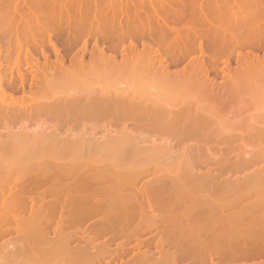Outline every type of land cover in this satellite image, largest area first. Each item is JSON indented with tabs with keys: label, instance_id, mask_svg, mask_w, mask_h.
<instances>
[{
	"label": "rangeland",
	"instance_id": "obj_1",
	"mask_svg": "<svg viewBox=\"0 0 264 264\" xmlns=\"http://www.w3.org/2000/svg\"><path fill=\"white\" fill-rule=\"evenodd\" d=\"M102 1L109 5L126 2L137 3L132 0ZM77 3L78 0H9V4L14 8L19 21L16 24L12 19L7 21L6 33L3 34L0 31V134L6 137L7 141L13 142L16 135L22 132L23 136L20 140H26L29 135L36 133L43 124H49L51 128L54 125L63 124L60 131L71 129L76 135H81L80 133L83 132L82 136L86 134V136L89 135V138L94 137L98 140L109 138L110 135L112 137L114 135L120 136V132L124 131L122 121L104 118L71 123V121L65 122L62 118L61 120L59 118V121L57 117L56 120L51 119L49 118L50 115L38 113L32 108L35 104L46 102L48 99L59 100L60 98L64 99V96L67 99V95L73 97L77 96L79 92V94L95 93L94 90H96V94L108 92L109 94L117 95L119 93L120 95L123 93L126 96L133 94L142 99H149L151 97L148 94L151 95L158 84L165 82L169 84L170 88L160 89L153 97L155 101L175 110H186L191 116L208 120L209 125L203 132L204 136L199 138L182 136L177 140L179 141L178 144L175 143L173 137L171 139L168 136L165 137V140L164 137L161 139L163 141L169 140L168 142L173 140L169 144L170 146L168 144H166L167 146H149L147 141H144L145 143L140 142L139 146H127L133 148L130 150L138 151L132 153L125 160L115 161L113 164L121 170L127 169L137 172L140 170L142 175L132 178L137 183L133 184L135 188L130 187L131 193L135 195L133 190L134 192L136 190L141 191L142 188L143 192L147 184L151 185L156 182L176 179L184 183L185 181L190 182L185 176L192 175L194 177L192 180L198 179L197 181L204 182L205 189L204 191L199 189L191 196H207L233 204L231 208L224 210V215L231 216L232 219H236L234 216L237 214L246 213L245 207L255 197H262V202H264V0H143L142 4L146 7V13L152 17L150 27H146L144 30L138 29L132 34L114 33L112 40L107 42L106 40L103 41L99 34L91 31L92 27L88 24L74 27V17L70 15L69 7ZM10 13H12L11 10ZM17 24L19 27L15 26ZM152 27H163L164 30L153 31ZM213 29H218L219 34L215 35L214 32H211ZM98 56L110 59L111 62H120L122 59L127 62H137L145 69L144 72L131 77H125L123 72H116L115 69L113 70L115 72H109L108 69L103 68L108 72L102 73V67L90 64L92 60L96 64ZM17 58L20 64L15 62ZM27 60L30 62L32 60V64L28 63ZM14 62L20 66L21 70H28L30 66L32 69L38 67L37 69H40L42 73L37 75H42V77L36 82H31L29 75L27 76L28 80H25L28 84L25 82L24 87L20 86L17 80L10 79L8 68L15 66ZM87 66L89 70L94 68L93 71L86 69ZM55 68H67L68 71L64 72L66 74L64 75V73H57L58 70ZM40 70H37L38 73ZM15 78L17 79L16 75ZM9 106H13L15 110L8 109ZM186 114L184 113V115ZM126 126H128L127 131L134 132L128 123ZM50 127L45 132L53 129ZM144 134L148 135L149 133L143 132L142 136ZM151 136L153 135L150 134L148 137L150 140ZM157 140L159 141L160 138ZM109 141H107L108 146L104 143L101 146L76 147H81L83 151L94 154V150L99 147H116L114 142L110 141L109 143ZM111 142L114 143L113 146ZM32 147L56 150L68 148V146H9L5 150L0 148V170L8 169L11 171L10 175H4L1 178L6 186L7 184L13 186L14 182L21 181L18 183L32 187L35 181H40L41 177L34 180L33 176L34 181H30L32 176L30 179L27 176L28 180L27 177L18 176L17 172H13L14 169L21 171L30 167L35 169L37 163L33 157L37 156H30L22 160L16 159L18 154H22L26 149ZM39 159L38 157V162L42 163ZM99 160L102 161V158ZM250 161L251 163H249ZM224 162H227L226 167L223 166ZM176 174L179 177L175 176ZM70 178L66 176L63 180V177H58L54 182L48 180L42 183V186L41 183H39L40 186L34 184V187H38L39 190H35L33 187L34 191L26 194V197L23 195V202L20 200L15 203L18 207L16 208L15 205L14 207L17 210L20 209V212L17 213L13 208L16 215L14 213L12 216L9 213L8 217L13 219L16 216L14 219L19 218L18 220L22 218L21 221L24 220L25 225L27 221L29 226L26 228L29 227L30 230L36 224L34 220L41 219L36 222L37 225L41 224L40 227L42 228L39 226L37 228L38 230L43 229L41 230L42 234L37 232L47 238L44 240L40 236L42 240L38 239L40 237L36 236L37 232L34 228L32 231L35 235L31 232L28 233L29 230L27 229L28 232L26 233L29 236L26 238L27 235H23L25 238H22V241L18 239V229L16 232L13 231L17 224L20 225L19 222L17 224L12 223V225L0 223L2 224L0 225V263L5 264L2 262L4 260L7 264H21L22 262V264L26 262L28 264L29 257L25 261V256L24 258L22 255L14 254L15 256L10 255L9 257L8 252H12L16 247H20L19 251L18 248L14 250L16 253L17 251L22 252V247L27 249L26 246L28 245L29 248H32L31 244L36 246L38 243L47 240L55 244L58 243L56 240V230L58 231V229L55 230V227H58L57 220H60L58 215H62L67 208V211L69 210L70 207H67L62 212V205L64 204V207L66 204L68 205V198L71 195L65 193L57 196L50 192V189L68 185L71 183V181L69 182ZM52 179L50 178V180ZM42 180L44 178H41ZM59 180L60 182H58ZM210 183L213 185L212 190L216 192L207 189ZM44 191L50 192V194L47 192L43 195L40 194ZM128 194H130L129 191ZM132 194L130 196H134ZM143 195L145 196V192ZM160 196L174 197L175 192L164 191ZM4 198L0 197V202ZM24 201L26 202V209L23 208ZM57 202L61 203L62 213L60 214H57V209L60 210V208L57 207L56 212L53 210L55 208H49L54 207ZM36 204L42 206L39 207L41 209L39 212H43L42 216L45 220L43 221L44 218L40 215L39 218H33L34 223L30 225L28 222L31 221L32 213L36 208L35 216L38 215V207L35 208ZM52 204L54 205L52 206ZM132 205L136 207L137 211L140 209L146 213L148 220L155 215L158 216L156 219L158 229H151V231L149 229L151 222L144 220L142 226H145L147 232H143L145 233L143 234L139 231V226H136L137 228L133 226V224L138 225L142 221L139 216H136L132 226L130 225V229L134 231L137 229L139 232L136 230L138 233L136 232L134 235H138L133 236L132 241L122 237L114 240L110 234L100 236V238L97 236V239L93 237V239L92 232L95 233L96 224L104 215L99 213L83 222L81 221L82 223H77L78 225L74 223L75 225L72 224V226L67 227L64 224L61 227L64 229H61L63 231L60 230V232L64 233L63 235H68L65 233L78 235L73 236L74 239L69 236V238L72 237V241L69 240L72 243L68 242L67 244L71 245V247L68 245L71 250L77 246H83L82 241H85L84 244L87 243V237L90 238L88 241H91V245H88L92 246L89 247L91 254L98 251L97 249L103 245H107V247L110 245V250L108 249L110 255H103L99 261L100 264H122L129 261L133 263L132 260L137 255L136 253L141 251L151 254L152 259L155 258V260L164 256L165 253H176V247L172 244L164 242L162 249L158 245L160 238L164 239V226L161 219H164L165 214L163 215L164 212L158 210L157 203L146 202L138 198ZM1 211L0 215L2 216ZM67 211L63 216H67ZM132 211L131 208L126 210V212ZM176 211L175 213H178L179 210ZM191 212H185L184 216H191L188 214ZM183 214L180 219L184 220L185 223L187 219L182 217ZM66 219L65 221L68 223L69 221ZM245 219L247 220V218ZM13 224H15L14 227ZM22 225L19 226L21 231ZM23 232L25 233L24 229ZM44 232L47 236L46 234L43 235ZM77 237L83 238L79 241L80 238L77 239ZM51 238L56 241L53 242L50 240ZM86 238L87 240H85ZM73 240L75 241L73 242ZM138 240L141 241L138 243L142 245L141 247L136 245ZM49 242L47 241L45 244L47 245ZM120 244L121 247L122 245L125 246L121 248L118 246ZM135 245L140 249H138L139 251L136 250ZM120 251L127 253H123V255ZM189 259L181 258L179 264H192V258ZM21 260L23 261L21 262ZM263 260L264 257L251 260L239 258L234 264H256L260 261L263 263ZM30 264L32 263L30 262Z\"/></svg>",
	"mask_w": 264,
	"mask_h": 264
},
{
	"label": "bare ground",
	"instance_id": "obj_2",
	"mask_svg": "<svg viewBox=\"0 0 264 264\" xmlns=\"http://www.w3.org/2000/svg\"><path fill=\"white\" fill-rule=\"evenodd\" d=\"M132 1L137 3L126 2L123 4H116L118 5L116 6L104 4L102 0H78L77 4L69 7V12L70 15L74 17L75 28L88 24L92 27L91 31H94L95 34H99L100 38L103 39V41L106 40L107 42L112 40V35L114 33L132 34L135 31H138V29L144 30L146 27H150L152 17L150 14L146 13V7L144 6V4H142L143 0ZM10 10L12 11V13H10ZM11 19L13 22H15V24L19 21L16 17L14 8L9 4V0H0V31H2L3 34L6 33L7 21H11ZM19 24L15 26L19 27ZM152 30L159 31L164 30V28L152 27ZM211 32H214L215 35L219 34L218 29H213L211 30ZM29 60H27L28 63L30 62ZM97 60L98 61L96 62V64L94 60H92L90 64L102 67V73L106 71L104 69H108L109 72L115 69L116 72H123V75L125 77H131L144 72L145 69L144 66H142L141 64L132 61L127 62L125 59H122L120 62H111L110 59L98 56ZM15 62L17 64H20V62H18V58L15 60ZM15 62V66L8 68L9 75L10 79L17 80L20 86L24 87L25 82H27L25 80H28L27 76L29 75L31 76V82H36L42 77V75L39 76L42 71L40 69H37L38 67H36V69H32L30 66V72H28L29 69L21 70L19 68L20 66H18ZM90 64L89 66L92 67ZM86 69H88V66ZM93 69L90 68L91 71H93ZM37 70H40V72L38 73ZM55 70H58L57 73L61 74L68 71L67 68H55ZM33 73L34 75H31ZM15 75L17 76V79L15 78ZM64 75L66 74L64 73ZM169 88V84L165 82L158 84L156 89L151 92V95L148 94V96L151 97L149 99H142L138 95L133 94L132 96H126L123 95V93L120 95L118 93L116 95L114 93L109 94L108 92H105V90V93L97 92L99 94H96V90H94L95 93H93L92 91V93H90L86 90L87 93L79 94V92L77 96L74 94L75 96L72 95L73 97H70L69 95L68 97L67 95V99L64 96V99L60 98L59 100H55L54 98V100H52V98L51 100L48 99V101L43 103L41 102L37 105L33 104L34 106L32 109L34 111H37L38 113H43L44 115L48 114L50 115L49 118L51 119H55L57 117L58 121L59 118L60 120L62 118L63 120H65V122L71 121V123H76L78 121L80 122L81 120H100L104 118H112V120L115 119L118 121H122L124 123L122 125L124 131L120 132V136L113 134V137L112 135H110L109 138L106 137L104 139L98 140V138L95 139L94 137L89 138V135L86 136V134L82 136L83 132L80 133L81 135H76L71 129H65L66 131L61 130V132L60 129L63 126L62 122V125H54L52 127L53 129L48 123V125L43 124V126L37 129L36 133L29 135L27 137L28 139L26 140H20L23 136L22 132H19V134L16 135V138H14L13 142L7 141L8 139H6V137L0 134L1 150H5L9 146H68V148H63L60 150L45 149L44 147H32L26 149L24 153L18 154L16 156V159L22 160L30 156H37L33 157L37 164L35 166V169H32V167L24 171L14 169L13 172H17L18 176L23 175V177L25 178L28 176L29 179L32 176L30 181L34 178V180H36L37 178L39 179L40 177L44 178V180L42 181L41 178L40 181H35L34 184L39 186V183H41L42 186V183L48 180L50 182H54L58 177H63L64 180L66 176H68V178H70L71 176V178L73 179H69V182L71 181V183L68 182V185L65 184V186L61 185L55 188L52 187V190L50 189V192L55 193L57 196H60L65 193L66 195H71V197L68 198L67 202L69 206L66 203L65 207L64 204L62 205V212L64 208L70 207L68 211L67 208L64 212L65 214L66 211L68 212L66 216L68 217L67 219L65 216H63L64 213L61 212V203L57 202L54 207L48 206L49 208H55L53 209L55 212L57 210L60 211H57V214L62 213V215H58L59 217L57 216L58 218H60V220H57L56 224L58 225V227H55V230L56 228L58 229V231L56 230V240H58V243H56L57 245L55 243H52L51 241L49 242V240L46 239L50 244L48 243L46 245L45 243L47 241H43V244L38 243L36 246H33L31 244L30 246H32V248H29V246L26 244L27 249H24L25 247H22V252H18L20 247H14L15 249L18 248V251L16 250L17 253L14 251L15 249L13 250L10 248L14 252H8V249L7 252L9 257L10 255L19 254L23 257H26V260L23 259L25 261H27V258L29 257V261L32 264H98L103 255L110 253V251L108 253V249L110 250V245L108 247L107 245H103L102 247H99V249H97L98 251L94 250L95 252L91 254L89 249L90 246H88L91 241H88L90 238L87 237L88 240L87 238L85 239L87 240V243L84 244L85 241H82L83 246H77V248L75 247V249L71 250V245L67 243H70L72 241L71 238L75 235V233L73 235L69 233H65L68 235H63L64 233L62 234L60 230L64 228L61 227L64 224V226L67 227L72 226V224L74 223L78 225L77 223L81 221L83 222L87 218L93 217L101 213L100 215H104L99 220L100 222L96 224V228L94 229L95 233L92 232V238H96L97 236H99L100 238V236L102 237L106 234H110L113 237L112 239L114 240L115 238L122 237L123 239L126 238L125 240L128 239V241H132V237L138 235H134V233L138 231L137 229V231L130 229L132 226L131 224L133 223V220L136 216H139L142 221L138 225L133 224V226H135V228L139 226L140 232H147V229L144 228L145 226H142L144 220L151 222V225L149 226L150 228L148 227L150 230L158 229L156 225V219L158 218V216L155 215L152 219L148 220L146 213H144L142 210L140 211V209H138L137 211L136 207L132 205V203H134L138 198L139 200L141 198V200H144L146 202L157 203L158 210L164 212V219H161V222L164 226V237L162 236L164 239L160 238L158 245L162 249V247L164 246V242L172 244L176 247L177 251L176 253L172 254L165 253L164 256L159 259L157 258L156 260L155 258L152 259L151 254H147L146 252L145 254L141 251L140 253H136V256L134 254L135 258L134 260H132L133 263L129 261L128 263L123 262L124 264H179L181 258L184 257L185 259L192 258V260L193 258H196V260L197 258H200V260L197 261L191 260L192 264H234L239 258H247L251 260L253 258L255 259L264 257V202H262V197H255L254 199H252L253 201H251V203L249 202L248 206L245 207V209L247 210L246 213L237 214L234 216L236 217V219H232L231 216L224 215V210L231 208L233 204L207 196H191L192 193L198 192L199 189H202V191H204L205 189L204 182H199L197 181L198 179L192 180L194 179L192 175L185 176V178L189 179L190 182L185 181L184 183L183 181L176 179L158 183L155 181L156 183H152L151 185L147 184L149 186L146 185V189L143 190V192H145V196L142 192L143 188L141 189V191L138 190L140 192L136 190V192L138 193L137 195L136 192L131 189L133 190V193H135L134 195L131 193L132 191H130V187L133 186V188H135L134 183H137V181H134V179L132 178H136L142 175L140 173V170L138 172L127 169L121 170L118 166L113 164V162L115 161L117 162L119 160H125L132 153L138 151L130 150L132 147L130 148L127 146H139L140 142L143 143L144 141L149 142V146H167L166 144H171L173 140H170L172 142H168L169 140L163 141V139L161 138L164 137L165 140V137L167 138L168 136H170L171 139L173 137L175 143L178 144L179 141L177 140L180 139L182 136L186 138H199L204 136L203 132L209 125L208 120L200 118L198 116H191L186 110H175L174 108L167 107L164 104L159 103L153 99L155 94L160 89L165 90ZM8 109H10L11 111L15 110L13 106H9ZM184 113L187 114L184 115ZM126 123L131 126V129L134 132L127 131L128 126H126ZM48 127H50L52 130L50 131L49 129L48 132H45ZM143 132L147 134L149 133V136L150 134H152L154 137L151 136L152 138L150 140V138H148V135L144 134L142 136ZM155 138H160V140L158 141ZM108 140L114 142V146L116 147H99L94 150V154H90L89 151H83L81 147H76L93 145L101 146L104 143H106V145L108 146ZM112 142L111 145L113 146L114 143ZM38 157L40 158L39 161H42V163L38 162ZM101 158L102 161L99 160ZM30 161L32 160L30 159ZM249 163H251V161ZM223 166L226 167L227 162H224ZM51 167L55 168L53 169ZM7 174L10 175L11 171L8 169L0 170V197L4 198L5 195L7 196H5L2 202H0V210H2L1 212L3 214L2 216L0 215V223H7L8 225H12V223L17 224L19 222L20 225L23 224L21 227L22 231L19 230L20 225L17 224V227L15 228V224H13V231L16 232V230L18 229V239L21 240L22 238H25V236L30 232L34 234V232L32 231L34 228L35 232L38 231L40 234L41 230L43 229L38 230V226L39 228L42 227H40L41 224L37 225L36 221H40L41 219H36L35 217L39 218L40 215H43L42 211L41 213L39 212V209L43 206L42 203V206H38V204H36L37 206L35 205V208L38 207L37 216H35L37 208L34 209L32 205L33 209L35 210V213H32L31 221L33 220V218L36 219L34 220V222L36 223V227L32 224L34 223L33 221H29L30 223L28 222V224L34 226V228L31 227L32 230H30L29 227L26 228V226L29 225H27V221L25 225L24 220L21 221L22 218L18 220L19 218L14 219V217L16 216H14L13 219L12 217H8L9 213H11L13 216L14 213V215H16V211L17 213L18 211L20 212V209H16L18 206L16 207L17 204L15 203L22 200L23 195L26 197V194L28 195L29 193H31V191H34L35 187L34 184L32 187L29 185L26 186L24 183L19 184L18 182L21 181L14 182L13 186H9L8 184L6 186L3 180H1V178ZM175 176H177V174ZM28 177L26 179H28ZM54 177H56L55 180ZM50 178L53 179L50 180ZM30 181L28 182L30 183ZM58 182H60V180ZM212 187L213 185L210 183L207 189L211 192H216L215 190H212ZM36 189H38V187L35 188V190ZM169 190L175 192L174 197L160 196L162 193H164V191ZM128 191L130 194H128ZM45 192L47 191H44V193L40 192V194L43 195L45 194ZM50 192H47V194H50ZM139 193H141L143 196L141 194L139 195ZM131 194L134 196H130ZM59 200L61 202V199ZM25 204L26 202L24 201V209H26ZM14 205L16 208L14 207ZM53 205L54 204H52V206ZM57 207L60 208V210H56ZM13 208L16 211H14ZM128 208H131V210L133 211L126 212ZM175 210H179L178 213H175ZM185 212H191L188 213L191 216L185 217ZM182 214V217H185V219H187L185 220V223L184 220L180 219ZM62 216L69 222L67 223ZM245 218H247V220ZM44 220L45 218L43 219V221ZM23 227H25L26 230ZM23 229L25 233L23 232ZM27 229L29 230V232ZM19 231H21V233H19ZM38 232L36 233V236L40 237L41 235H39ZM18 233L22 236L25 234L26 235L22 237ZM142 233L139 234L142 235ZM45 234L46 232H44L43 235ZM28 236L29 235H27L26 238ZM69 236L72 237L69 238ZM41 237L38 239L42 240ZM74 237L72 239H74ZM44 238L47 237H43V239ZM52 238L50 240H52ZM78 238L80 237H77V239ZM81 238L79 239V241L81 240ZM56 240L52 241L55 242ZM19 241L18 243L20 244L21 241ZM74 241L75 240H73V242ZM140 242L138 240L136 244L137 246L139 245V247L142 246L138 244ZM118 246L121 247V244ZM124 246L122 245V247ZM138 249L139 248L137 247L136 250L139 251L140 249ZM121 251L120 253H122ZM123 253L126 254L127 252L125 253L123 251ZM214 259L216 260L215 263ZM23 260H21V262ZM29 261L28 264H30ZM2 262H5V264H7L4 260H2ZM261 262L262 261L256 264H264V262ZM24 264H27V262Z\"/></svg>",
	"mask_w": 264,
	"mask_h": 264
}]
</instances>
